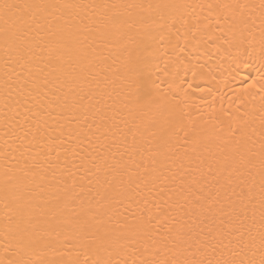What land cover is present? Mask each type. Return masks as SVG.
Instances as JSON below:
<instances>
[{"label": "bare ground", "instance_id": "obj_1", "mask_svg": "<svg viewBox=\"0 0 264 264\" xmlns=\"http://www.w3.org/2000/svg\"><path fill=\"white\" fill-rule=\"evenodd\" d=\"M5 3L56 5V8L32 9L31 12L40 23L45 22V17L49 23L60 18L81 27L86 25L93 33L102 28L104 18L113 13L137 22L138 28L142 27L141 17L149 23L155 21L148 49L151 55L146 59L147 67L141 81L151 100L144 118L150 119L158 109L172 113L173 118L163 131L157 130L155 143L160 155L155 165L145 161L149 174L134 176L132 184L128 183L126 174H117L113 190L122 195L112 202L96 195L94 177L91 185L88 180L80 179L85 175L83 171L76 177L83 192L80 187L71 189L72 181L68 180L69 191L58 193L69 200L67 207L55 210L49 206L43 216L36 205L43 206L42 199L53 197L46 192L41 198L36 194L39 189L29 192L16 187L18 178L23 175L21 170L32 168L34 161L39 162L43 157L37 155L41 146L29 143L31 136L24 138L21 131L29 124L33 125V130L35 126L25 109L17 104V80L23 79L17 73L22 71L23 61L17 63L13 43L4 34L2 6ZM66 5L77 7H63ZM102 5L117 7H96ZM128 5L145 7L129 8ZM148 5L153 7L148 9ZM262 5L264 0H0V264H38L40 260L51 259L76 261L77 264H95L96 261L101 264H159L182 259L170 242L168 247L163 244L171 227V216L176 213L165 203L167 189L163 196H157V192L167 183L165 177L178 170L187 171L200 160L207 161L213 156L230 155L231 148L240 139V132L232 138L229 126L246 133L250 138L248 146L253 147L254 152L259 151L264 132ZM26 19L31 20V16ZM96 43L103 53V63L97 71L101 77L107 75L108 82L116 81L112 87L118 88L125 66L141 55V50L126 37L111 44L99 40ZM108 90L111 91V87ZM98 175L101 180L105 177L103 171ZM252 176L255 214L253 216L251 209L248 212L242 244L239 234L233 232L219 245L224 259L235 255L237 260H245V264L250 259L259 264L261 256L258 162ZM51 178L49 173L48 179ZM107 178L111 180L112 174ZM145 181L151 182L145 186ZM236 190L238 192L239 188ZM73 196L75 199H69ZM143 199L149 201L147 208ZM29 200V207L35 210L21 218L16 209ZM153 200L160 208L159 214ZM81 209L91 211L86 216L78 215ZM149 209L155 216L152 231L138 234L131 231L133 217L142 213L146 216ZM40 237H43L40 243H29ZM47 242L51 247L44 246ZM238 244L241 246L237 247ZM220 257V250L213 255L211 247L208 248L209 259Z\"/></svg>", "mask_w": 264, "mask_h": 264}, {"label": "snow or ice", "instance_id": "obj_2", "mask_svg": "<svg viewBox=\"0 0 264 264\" xmlns=\"http://www.w3.org/2000/svg\"><path fill=\"white\" fill-rule=\"evenodd\" d=\"M56 7L48 4L10 3L2 6L4 34L13 43L17 63L23 61L22 71L17 73L18 77H23L17 80V104L25 109L29 114L28 119L35 126L33 130V125L29 124L27 129L22 127L21 131L24 138L31 136L29 143L41 146L37 155L43 157L39 162L34 161L32 168L21 170L23 175L18 178L16 187L29 192L39 189L36 194L41 198L46 192L53 197L51 200L42 199L43 206L36 205L41 216L49 206L55 210L67 207L69 200L63 199L58 193L69 191L68 180L72 181L71 189L80 187L83 192V186L76 179L81 171L85 175L80 176V179L88 180L89 185L92 184L91 178H95L96 195L101 200L112 202L122 195L113 190L117 174H126L129 184L135 182L134 176H147L149 169L145 161L155 165L156 157L160 155L159 146L155 143L157 130L163 131L173 118L172 113L162 109H158L150 119L144 118L145 109L150 107L151 100L149 91L141 81L143 70L147 67L146 59L151 55L148 49L151 47V30L155 21L149 23L141 17L139 24L142 27L138 28L137 22L113 13L106 16L102 28L93 33L86 25L81 27L67 20L61 21L60 18L49 23L45 17V22L40 23L31 12L32 9ZM126 7L144 9L145 6ZM152 7L147 6L148 9ZM28 16H31V20L26 19ZM125 37L141 50V55L125 66L124 74L119 78L120 86L112 87L116 81L108 82L107 75L101 77L97 71L99 64L103 63V53L96 42L99 40L111 44ZM110 87L111 91L108 90ZM29 101L32 103L29 104ZM28 119L25 123H28ZM229 132L232 138L240 132V139L231 148L230 155L213 156L207 161L200 160L187 171L178 170L165 177L167 183L159 188L157 196H163L167 189L165 203L176 213L171 216V227L167 230L163 244L168 247L170 242L176 254L183 257L171 262L161 261L159 264H245V260H237L235 255L224 259L223 249L219 245L231 237L233 232L239 234L238 239L242 244L248 212L251 209L253 216L255 214V196L252 194L255 180L252 170L257 168V162L261 223L259 264H264V132L261 133L258 152L248 146L250 138L246 133L240 129L233 130L231 126ZM101 171L105 173L103 180L98 175ZM49 173L51 179H48ZM109 174H112L111 180L107 178ZM249 181H252L251 185ZM149 182L145 181V186ZM88 190L91 192L92 189ZM69 199H75V196ZM143 203L147 208L149 201L143 199ZM153 203L159 214V206L155 205L154 200ZM29 205L31 200L17 207V214L21 218L35 210ZM89 211L91 209H81L78 215L86 216ZM154 219L150 209L146 216L143 213L139 217L134 216L131 231L137 234L151 232L155 227L152 223ZM41 240L43 237L29 243L38 244ZM212 241L217 243L213 244ZM44 246L51 247V243L47 242ZM209 247L213 255L220 250L221 257L209 259ZM38 264L77 262L51 259L40 260ZM95 264L101 262L96 261ZM247 264H256V261L250 259Z\"/></svg>", "mask_w": 264, "mask_h": 264}]
</instances>
